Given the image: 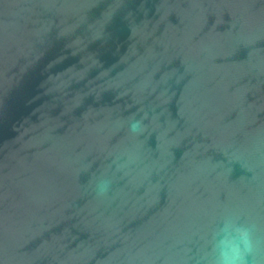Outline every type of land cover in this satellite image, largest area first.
<instances>
[{
  "label": "water",
  "instance_id": "95a60500",
  "mask_svg": "<svg viewBox=\"0 0 264 264\" xmlns=\"http://www.w3.org/2000/svg\"><path fill=\"white\" fill-rule=\"evenodd\" d=\"M227 213L264 238V0H0V264H197Z\"/></svg>",
  "mask_w": 264,
  "mask_h": 264
},
{
  "label": "clouds",
  "instance_id": "9594fccd",
  "mask_svg": "<svg viewBox=\"0 0 264 264\" xmlns=\"http://www.w3.org/2000/svg\"><path fill=\"white\" fill-rule=\"evenodd\" d=\"M129 128L132 133H140L142 120H132ZM110 188L111 181L101 179L96 182L94 191L98 197H104ZM197 264H264V238L257 224L241 222L235 213L225 214L221 226L211 233L210 251L205 252Z\"/></svg>",
  "mask_w": 264,
  "mask_h": 264
}]
</instances>
